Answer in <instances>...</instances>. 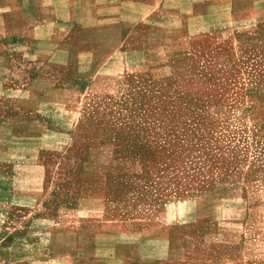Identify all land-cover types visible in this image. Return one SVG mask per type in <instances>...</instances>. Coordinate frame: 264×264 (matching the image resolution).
<instances>
[{
  "label": "rangeland",
  "instance_id": "1",
  "mask_svg": "<svg viewBox=\"0 0 264 264\" xmlns=\"http://www.w3.org/2000/svg\"><path fill=\"white\" fill-rule=\"evenodd\" d=\"M3 31L0 54L13 57L0 59V202L13 173L19 196L34 178L41 191L29 219L21 209L7 219L0 203V248L13 231L26 248L47 243L55 219L85 230L87 243L98 227L114 230L126 264H264V19L229 38H174L171 70L127 67L126 81L92 93L55 90L77 81V69L34 67ZM37 70L43 82L32 84ZM85 194L102 196L107 223L66 211ZM167 230L169 256L140 261L134 240L147 241L145 258Z\"/></svg>",
  "mask_w": 264,
  "mask_h": 264
},
{
  "label": "crops",
  "instance_id": "2",
  "mask_svg": "<svg viewBox=\"0 0 264 264\" xmlns=\"http://www.w3.org/2000/svg\"><path fill=\"white\" fill-rule=\"evenodd\" d=\"M0 5V29L4 30L6 47L14 46L24 52V58L32 61L34 67L39 68L38 61L44 59L49 60L54 68L74 66L77 81L74 78L65 85L53 83L55 90L88 93L105 90L116 79L120 83V77L126 81L127 67L171 70L168 60L172 49L169 45L174 38L184 36L188 39L192 35L202 36L217 30L229 38L264 19V0H0ZM47 47L51 51L44 57L43 51ZM134 56L139 59L137 65L127 62ZM10 57L13 54H0V59ZM59 59L65 61L60 64L56 61ZM38 72L32 84L43 82L42 73ZM21 167L36 170L38 165ZM11 171L13 173V169ZM8 178L13 183L5 185L8 193L0 202L6 207V218L13 220L14 211L21 209L24 218L29 219L34 212L27 208L34 205L39 208L40 199L36 194L41 191L40 180L28 181L31 197H25L19 196L22 187L17 180H21L20 176L13 173ZM62 210L57 212L60 214ZM95 210L101 211L102 215H95ZM66 211L77 212L83 222L89 224L108 222L104 220L105 203L98 194L80 195L76 206ZM45 215L37 211L36 220L40 223L45 220ZM56 225L54 219L47 243L28 245L27 248L16 242L13 231V239L9 238L5 247L0 248V264L127 263L125 257L119 256L118 233L107 229L106 225L91 232L90 243L85 239L88 237L85 230L74 226L62 230ZM165 237L149 240L161 242L152 247L145 258H142V249L147 248V241L142 235L139 243L134 240L132 245L141 250L140 261L166 259L172 242L168 230ZM61 238L69 242L61 244ZM86 244H89L90 254L83 256L81 246Z\"/></svg>",
  "mask_w": 264,
  "mask_h": 264
}]
</instances>
